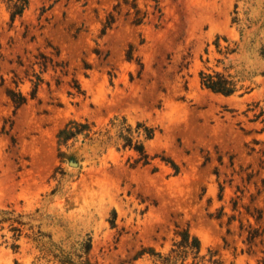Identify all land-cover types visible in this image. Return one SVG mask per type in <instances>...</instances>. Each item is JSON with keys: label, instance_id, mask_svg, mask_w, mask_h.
Listing matches in <instances>:
<instances>
[{"label": "rangeland", "instance_id": "1", "mask_svg": "<svg viewBox=\"0 0 264 264\" xmlns=\"http://www.w3.org/2000/svg\"><path fill=\"white\" fill-rule=\"evenodd\" d=\"M157 1L29 0L13 22L0 5V208H39L65 248L89 234L97 264H152L134 257L167 252L184 228L219 264H263L264 0ZM37 61L48 69L32 98ZM207 68L241 89L204 88ZM115 118L154 127L150 164L104 135ZM71 121L91 138L60 145ZM1 235L0 264H48L29 239L14 252Z\"/></svg>", "mask_w": 264, "mask_h": 264}, {"label": "trees", "instance_id": "2", "mask_svg": "<svg viewBox=\"0 0 264 264\" xmlns=\"http://www.w3.org/2000/svg\"><path fill=\"white\" fill-rule=\"evenodd\" d=\"M128 1L124 0V3L127 4ZM154 1L158 3L157 0ZM1 4L6 7L10 20L13 22L16 18L23 15L29 6V0H0ZM236 21L237 19L233 20V22ZM113 23L114 17L109 16V20L103 27V33L110 29ZM216 46L220 47V44L216 42ZM261 54L264 56V51ZM41 57L46 59L44 55H41ZM36 64L39 70L33 74V79L31 80L33 84L32 98L36 96L38 87L43 82L42 75L48 69L47 61H37ZM200 81L204 88L225 96L232 95L241 89L238 81L225 71L207 68L200 72ZM77 88L78 92H80L79 86ZM8 96L16 108L21 107L27 101V96L20 90L10 89ZM112 129L116 130V139L120 142V147L136 152L134 166L138 164L148 165L152 162L153 157L147 152L144 142L154 137V127L147 125L145 122H137L132 125L125 118H115L110 121L109 128L104 133L107 138ZM91 134L92 131L88 123L71 121L60 130L58 135L59 143L67 146L71 140L76 139L79 135L91 138ZM163 160L173 166L175 174L179 172L178 166L173 161L166 158H163ZM55 192L53 190L52 194ZM39 214H41L39 208L31 213L17 212L11 207L0 208V231H2L3 243L14 252H18L20 240L25 237L39 250L37 260L43 259L48 264H97L87 257L92 247V238L89 234L78 246L65 248L61 243L54 240L51 232L43 230L42 219L38 217ZM114 224V221H112L113 226ZM3 231L9 232L10 236L8 237L7 233H3ZM257 235L258 231H251L248 239L251 240ZM201 251L202 243L200 238L191 233L188 228H184L178 232V238L174 240L167 252L158 251L154 248H143L134 259L138 260L147 255L151 259L152 264H187L190 259L196 264H203L204 262L219 264L215 251L209 250L208 254H202Z\"/></svg>", "mask_w": 264, "mask_h": 264}]
</instances>
